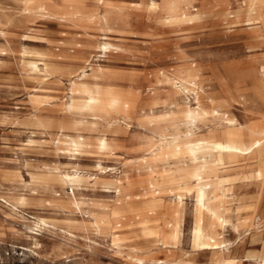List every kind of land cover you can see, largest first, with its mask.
<instances>
[{
    "label": "rangeland",
    "instance_id": "rangeland-1",
    "mask_svg": "<svg viewBox=\"0 0 264 264\" xmlns=\"http://www.w3.org/2000/svg\"><path fill=\"white\" fill-rule=\"evenodd\" d=\"M263 132L264 0H0V264L264 261Z\"/></svg>",
    "mask_w": 264,
    "mask_h": 264
},
{
    "label": "bare ground",
    "instance_id": "bare-ground-1",
    "mask_svg": "<svg viewBox=\"0 0 264 264\" xmlns=\"http://www.w3.org/2000/svg\"><path fill=\"white\" fill-rule=\"evenodd\" d=\"M179 17V16H178ZM192 17V16H191ZM185 19H187V16H184ZM85 73V71H82ZM185 89V88H184ZM85 94L87 97H85L86 100V109L89 111L94 110L97 108L100 104L99 99L93 98L91 92L86 91ZM74 103V102H73ZM218 114V113H216ZM224 141V140H223ZM75 152L72 153L73 155H78L80 148L83 146L79 144H75ZM107 145L105 142L101 143V148L104 150L106 149ZM264 148V132L262 134V137L256 140H250L246 143H244L242 146L239 145H233L229 144L227 142L219 143L217 144L216 149L219 151V153H232L236 155H241V156H258L260 155V152ZM264 165V164H263ZM206 168V164H201L200 167L198 168L197 177L201 179V172L204 171ZM99 169L103 170L105 169L104 167L99 165ZM258 176L262 177L264 173V166L258 169ZM82 177L78 171L75 172L74 174H66L64 176H61L62 182L66 183L67 181L71 182L72 184H76L78 182H81ZM196 177V179H197ZM214 191L209 185H204V186H199L195 192V200H196V223L194 225L193 233H192V244L193 247L197 251H203V250H219L221 248H224V242L218 243L215 238L213 237L212 234H209L208 231L206 230L205 227V216L210 213L213 218H217L218 222H220V225L225 227L226 225L229 224L227 219L217 217L216 215V210L214 205L211 203V199L213 198ZM181 196V195H180ZM179 196V206L184 204L183 202V197ZM256 218H254V221ZM43 224H46L44 221H42ZM178 224V223H177ZM254 225V223H253ZM178 229L176 233L173 235V239L175 243L179 240L180 236V224L177 225ZM239 226L236 224H233V229L239 233ZM249 261V260H248ZM253 260H251L252 262ZM254 263V261L252 262ZM157 264H165L163 261H158ZM222 264V263H219ZM255 264H264V261H258L256 260Z\"/></svg>",
    "mask_w": 264,
    "mask_h": 264
}]
</instances>
